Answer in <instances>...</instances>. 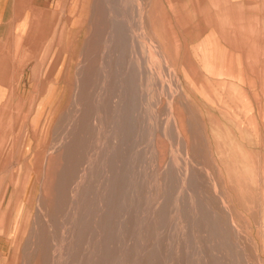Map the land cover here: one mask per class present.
<instances>
[{
    "label": "rangeland",
    "instance_id": "obj_1",
    "mask_svg": "<svg viewBox=\"0 0 264 264\" xmlns=\"http://www.w3.org/2000/svg\"><path fill=\"white\" fill-rule=\"evenodd\" d=\"M5 8L0 264H264V2Z\"/></svg>",
    "mask_w": 264,
    "mask_h": 264
},
{
    "label": "crops",
    "instance_id": "obj_2",
    "mask_svg": "<svg viewBox=\"0 0 264 264\" xmlns=\"http://www.w3.org/2000/svg\"><path fill=\"white\" fill-rule=\"evenodd\" d=\"M233 2L235 3H241L242 5H252V4H256V3H262L264 2V0H232ZM5 11H6V8L4 10V16H3V20L0 21V24L3 23L4 21V18H5ZM2 83V79H0V84ZM7 112L8 111H5L3 110V104H2V101L0 99V130L2 129L3 125L8 122V117H7ZM7 120V121H6ZM6 138L5 135H0V139H4Z\"/></svg>",
    "mask_w": 264,
    "mask_h": 264
}]
</instances>
